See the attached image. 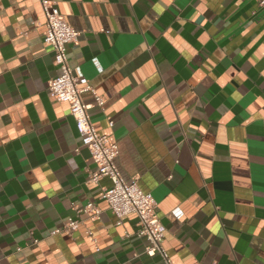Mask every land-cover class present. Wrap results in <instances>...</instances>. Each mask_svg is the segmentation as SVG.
I'll use <instances>...</instances> for the list:
<instances>
[{
	"label": "crops",
	"instance_id": "0c3cea01",
	"mask_svg": "<svg viewBox=\"0 0 264 264\" xmlns=\"http://www.w3.org/2000/svg\"><path fill=\"white\" fill-rule=\"evenodd\" d=\"M114 162L156 203L174 264H264V9L255 0H51ZM39 0H0V264H162L82 146ZM111 122V125L109 123ZM78 147V151L75 148ZM101 211L90 219L86 203ZM176 209V210H175ZM179 211L177 217L174 214ZM69 235L52 233L69 218Z\"/></svg>",
	"mask_w": 264,
	"mask_h": 264
},
{
	"label": "built area",
	"instance_id": "2783aa9c",
	"mask_svg": "<svg viewBox=\"0 0 264 264\" xmlns=\"http://www.w3.org/2000/svg\"><path fill=\"white\" fill-rule=\"evenodd\" d=\"M39 1L45 17L42 39L51 47L53 62L58 68V73L47 81V94L57 101L67 103L81 145L89 148L96 165L95 170L89 175V181L96 182L100 177H108L111 184L103 189L101 198L116 216V224H120L125 216L134 214L137 219V234L147 240L145 250L157 252L162 264H174L163 245L166 227L156 213L153 197L150 193L144 192L136 182H127L123 178L114 162L119 151L117 142L108 135L97 133L92 125L82 94L89 91L99 105L103 103V99L88 85L80 70L73 69L68 63L67 47L74 41L78 32L59 13L54 1ZM255 1L264 9V0ZM75 151H78V147ZM175 210L174 214L178 217L180 213ZM79 211L90 219H97L101 210L94 203L88 202ZM79 225L78 219L69 217L52 233L65 231L71 235Z\"/></svg>",
	"mask_w": 264,
	"mask_h": 264
}]
</instances>
